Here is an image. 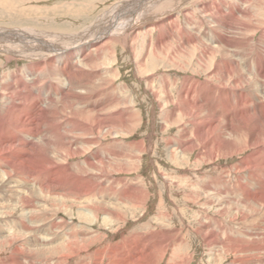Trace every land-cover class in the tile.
<instances>
[{
	"label": "bare ground",
	"instance_id": "6f19581e",
	"mask_svg": "<svg viewBox=\"0 0 264 264\" xmlns=\"http://www.w3.org/2000/svg\"><path fill=\"white\" fill-rule=\"evenodd\" d=\"M83 1L81 3H83ZM185 1L187 0L120 1L116 5L112 6L110 9L108 7L109 10L99 16L100 19L96 20L94 18L95 21L94 23H92L91 26L66 33H62L56 30H55L56 32H53L51 31V29L48 30L47 28H46L47 30H42L43 28L39 30L36 29V27H34L35 29L27 28V27L26 29L25 27L23 29L0 27V54L4 57L5 60L7 61L19 60L21 58L25 60H32V59L38 61L41 60L39 61V65L38 63L32 64L33 73H31L30 64L23 66L20 70H17L18 74L15 75L17 78L16 80H19V82L21 79L26 81L27 88H38L39 86H42L43 90L46 91V93H47V89L48 90L53 89V92L50 95L45 96V99H49V102L45 104V106L43 107L42 105V103L44 102L43 99L42 100L40 99L42 101L40 103L39 100L36 99L35 96H33L34 94L33 95L30 94V92L29 94H26L24 93L23 89L16 88V86H14L13 81L11 80L12 75L15 73L14 71H11L9 73H3L2 77L0 78V119L4 118L5 120L7 118H10L11 120L9 123L6 124H5L6 120L4 122L0 121L1 122L0 133L2 134L3 132L11 133V134L22 133L26 135L23 139L21 138L22 141H20L19 145L15 144L16 145L15 147L14 146L12 147V145H14L16 141V139H14L13 137L6 136V138L1 140V142L3 143H0V154H2V156L0 155V163L1 162L10 163L12 159H14L15 161H19L21 163V161L23 160L26 161L25 159L28 158L26 157L24 159L23 157L25 156L26 152L31 148L30 147L31 141H28V139L30 140L31 137H33L32 135L33 125L32 122L29 121L30 116L28 118V116L24 114L25 110H29L32 113L35 112L37 114L39 113L44 115L48 119L45 126L46 131L47 132L49 131L50 133H56L55 135L56 137L54 138L53 141L46 140L48 146L51 145L53 146V149L55 148L54 149L55 153L52 155L50 150H47L45 151V153H43V155L40 156L37 155L38 157L37 159H35L34 166L40 167L38 171L27 170V167L26 169L14 168L12 172L14 173V175H11L12 173L10 172V170L7 171L6 169L1 167L3 166V164H0L1 183L3 179L4 180L8 179L10 175L16 177L15 180L12 179L14 181V183L12 182L13 185H10L9 182H7L6 187L9 189V191H11L14 194L13 196H15L14 197L15 199L17 197L19 198V200L16 199L19 201L18 205L21 208L20 212H22V216H21L22 221L19 223L21 224V227L23 229L25 228L29 230L30 227H33V229L36 228L37 230L36 226L39 227V225L41 224L39 223V221L41 219L40 220L35 219L36 213L39 210H41V212L48 211L49 209L47 210L48 208L47 201L49 200L57 201V202L59 201L60 203H62V205L64 204L65 199L67 198L68 201L74 202L75 199H77L79 200V202L83 203V206H80V204L75 205L77 206V208L75 209L77 211L76 216L82 220L81 224L76 225L75 222L74 223L71 222V226L68 227L69 231L63 232L66 231L65 227L68 225V223L67 222L65 223V220L60 218L58 220L59 222H53L51 223V226H48L50 227V229H56V228L64 229L62 232L63 234L65 233V237L67 236V238L63 239L59 237L56 232V230L58 229H56L52 234V231L49 232V229L47 230L46 228L45 231L47 233L45 234V236H47V239L49 241L42 240L41 241L42 243L38 245V240L32 238L35 240L36 248L34 250H36L35 252L36 254L41 253L38 251L50 252L51 250H55L58 247L61 248V246H64L66 248L65 250L66 252L69 250L68 252L71 251L72 254L77 253L76 256H78L80 254V251L84 249L86 250L88 244H91L92 240L95 241V239L98 237L97 234L99 233H97L96 231L92 232L90 230L91 228L89 224L95 222L97 219L100 218L105 223L104 225L108 223H112L117 219L118 220L122 219L121 218L122 214L118 211L117 212L113 211L112 208L115 209L114 207L115 206L118 207L120 204H123L124 206L127 201H129V205H132V208L133 206L138 207L139 203L140 205H142V201L144 200L143 198L141 201V196L139 198L128 199L126 193L124 194V192H122L121 190L117 195H115L116 194L115 192L117 191H115L114 188L118 187L119 182L116 181V178L113 179L112 177L113 176L112 174L118 171L119 169V168L117 169V167L115 166V161L119 162L123 160V162L125 163L129 161L135 163V161H138L140 155L138 153L135 154L136 152H134L135 155L132 156L127 155L125 157H122L121 156L122 153L121 154L119 152L115 153L111 149L112 148L111 145L113 143L116 144L117 142L116 139H112V141L110 140L111 142H106L102 144V141H100L99 138L105 136H110V138H115L117 136L116 133L119 132V129H121L122 132L123 131L126 132L130 128V122L133 120L134 108H133L132 97L131 96L129 97L127 95L125 85L120 86L117 91L116 86L112 82L117 80L118 72L117 70L115 71L114 68H112V61L107 62V59H110L111 57V53H114L113 51L114 49H112V46L117 43L121 45V49L123 48L124 50L130 53L131 60H133V62L135 63V67L138 68L140 71H145V60L147 56H150L149 51H151V53L153 54L152 58H154L155 60L156 58L160 57L159 55H162V56H166L171 60H174V58L179 56L182 57L188 56L189 58L198 60L203 64L208 62L207 64L208 66L206 68L208 74L202 77V79L199 78L198 77L199 74L195 72H189L192 74H197L194 75L195 76L194 78L193 75L190 76L185 75L181 79L180 82L181 84L178 86L176 98L171 95L169 86H167L162 81H160L162 83L160 84L159 88L152 92L153 94L152 96H154V98H157L156 99L158 101L157 104H159L160 107V112L158 116H160L159 117L160 119L162 118L163 122L165 121V124L166 123L174 124L185 119L184 121H186V123L190 122L191 125L194 126L195 128H196L195 125H197V128L194 130H191V127L187 126L188 127L187 128L186 126L180 125L182 126L180 130L182 132L180 134V139L176 142V146L173 147L171 146L172 144L168 146L167 157L169 159L177 160V159H181L184 154L189 155V153L194 152L193 154L195 155L196 160L212 161L219 157L236 155L241 152H245L247 149L250 150L249 152H247L246 155H243L239 160H237V163L233 166V168L236 169L237 171L241 169H244L245 171L241 175L237 174L238 181L235 182H237L238 185L237 188L239 190L238 192L235 193L241 195V197L243 196L242 198H246V200L242 199V201H247V199L249 198L251 199L248 200L249 202L243 203V205L241 203V207L242 208L245 207L246 212H251L252 209H254V211L251 213L255 215L254 220H248L247 222L246 220L248 219V216L245 215L244 223H249V225H246L242 222L245 229L249 228L250 233L244 232L242 233V236L240 235V237L239 236L235 237L238 240H241V242L244 241L246 244H240V243L237 244L235 241V245H230L229 242L232 240V238L230 237H227L226 239L223 238L224 240L218 241L217 239H215L216 237H214L215 234L210 230L211 226H209L208 225L209 223L208 222L206 223V221L201 222L202 229L199 228L198 230L200 234H202L203 237L202 236L201 237L205 240L204 242L207 243L208 251H209L208 255H215V252L218 251V249H220L218 251V253L220 254L223 252L226 253L229 250L236 253L237 252L245 253L246 251H252V250L254 251L259 247L255 242L259 240L262 241L264 240V209H263L264 208V122L262 123L260 120L261 117L257 115L256 117H251L252 120H250V122L246 121L244 119L247 113L243 112V115L245 117L243 116L242 119L238 118V120H235L234 124H230L228 123L227 120V116H228L227 114H229L226 112L227 106L226 107L222 106V101L226 99L228 94H236L238 95V97H241L244 94L243 92H248L249 95L252 96V98L254 97V99L258 100V102L260 101L264 102V49H263L264 48V18H263L264 0H255L254 3H250L251 0H234L231 3H229L230 7H227L225 5H220V2L218 3L219 5L216 4L217 0L216 2L215 0H210L207 1L206 3L202 2L205 4V8H206L205 14H201L200 16H198L197 19L195 18L190 19L188 17V13H184L183 14L184 22H180L178 18H175L176 15L173 16L172 18L173 14H171V12L177 11L179 8L181 10L182 7L181 5H183ZM198 1L199 0H188V2L191 3H195ZM239 1H241V3H239ZM247 1H248V5H247L248 8L246 9V6L244 4ZM15 8L17 9L18 13H22L24 11L28 12L32 10V9L30 10L25 9L20 6H17ZM114 8H116L115 10L120 13L117 12L118 14L116 13L113 16H110L108 13H111ZM50 10L52 9L50 8ZM180 10L179 12H177V14H181ZM192 10H194V8H192ZM229 11L231 14L229 13ZM227 12L229 13V16L231 15L230 18H227L225 16ZM113 13L114 12H112V14ZM234 16H235L234 18L235 20L232 19ZM206 17L208 19H206ZM230 19L234 20L233 24L229 22ZM152 31L155 32L153 34V37L151 35ZM258 31L261 32V35L259 38H257L258 41H256L254 40V35ZM209 32L213 33L215 37L218 40H220L221 43L220 44L216 43V38L214 36H211ZM140 34H142V36H140ZM177 35L180 36V39H177L176 37ZM185 35L187 36L186 39L184 38ZM144 36L147 37L146 40L144 39ZM140 37L142 38L141 41L139 40ZM204 38L207 39L208 41H205ZM168 40L174 41L177 45L168 44L167 43ZM184 42L190 44L191 46H183L182 43ZM103 50H105V52ZM40 64H42L41 71L35 74L34 71L37 70L35 69V67L39 68ZM245 67L248 68L246 69ZM243 68L244 70H246L245 72L244 70H242ZM181 69H183V67ZM39 74H41V77H38ZM121 84L124 83H120V85ZM205 88L209 89L213 93V95L216 96L217 99L218 98L220 99L219 100L221 102L220 113H222L221 115L223 116V118H226L224 119V121L220 119H216L213 116H210L209 115L210 113L207 114L200 107L193 108L186 105V102H188L189 99H192L191 97H194V94H196L197 92L199 93V97H203L204 99ZM259 94H261V96H259ZM212 101L214 100L212 99ZM262 104L263 105L260 106V109L257 108L260 114H261L260 110L264 112V103ZM10 105L15 106L14 107L15 109L12 108ZM240 108L241 111L249 110V107H247L244 103L240 106ZM235 109L236 108H234V110ZM240 110L238 111V113L240 112ZM236 112L237 111H235V113ZM250 112L251 110L249 111V114ZM53 123H55L56 126H53L52 125ZM64 124H69V129H64L65 128L63 127ZM189 133H192L191 138L188 137ZM169 138L171 137L169 136ZM5 143H7L8 145H6ZM100 147H103L101 148L103 151L101 155H99ZM144 149L146 148L144 147ZM107 152L109 155H111V157H108L107 159H102V158L99 159L100 156L105 157ZM85 153L87 154L84 156L83 159L73 162V166L71 165L72 167H70L69 170L73 169L74 171L67 173L66 171L69 168V165H67L68 161L74 159L75 157H82L83 154ZM130 162L128 164H130ZM13 163L12 165H14ZM43 168L44 170L47 168L48 171L46 172V175L42 176L41 172L39 171ZM30 172H34L33 176H30ZM52 173L59 175L62 178H59L58 179L59 181L52 183V180L51 181L48 180L49 176L54 175V174L52 175ZM102 173L106 175L107 174L110 175H107V177H103ZM223 174H224L223 176H227V171H225ZM255 174L258 175L259 177L255 176ZM30 177L32 181L30 180ZM243 177L245 178L244 179L245 181L243 180L244 183L240 182V180L242 181ZM103 178H106L105 184L108 185L109 188H107L104 183H103L104 188L101 187ZM46 181L48 183H46ZM170 181H172V179H170ZM224 181L225 180L221 176L220 184L218 182L217 183L206 182L205 184L203 183L201 187L202 189L200 191L196 190L198 193H196L194 198L197 200L200 196L203 197V199L205 198L204 199L205 202L201 204L206 208V210L209 209H214V211L216 210L218 211L222 209L224 210V208H226L227 206L223 207L222 204L228 203V200L231 197V196L229 197V195H232L233 192L230 190L231 186L230 188L229 185L224 186L225 185ZM248 183L249 184L251 183V186L252 185L256 186L257 188L255 189L257 191L261 190L259 191L261 195H256L255 197H253V190L250 191V189L248 188ZM132 184L134 185V182H132ZM1 187L3 186H0V188ZM137 187L139 186L136 185L135 183L134 188ZM169 193L170 192H168V194ZM4 196H6V194H4ZM4 196L0 195V197H4ZM111 196H113L114 198H111ZM124 196L127 197L128 200ZM132 196H134V194ZM108 198L111 201L105 203L106 199ZM5 201L6 200L4 199L3 202ZM17 203H15V206H17ZM256 204L260 207V209H257L258 207L256 209L253 207L254 205L256 206ZM61 206L58 205V208H60ZM109 206L111 207V209L109 208ZM5 207L7 208V206ZM234 207L239 208L240 206L238 205ZM62 209L64 210L65 207ZM231 209L234 208H230V210ZM65 212H67L66 209ZM100 213L102 214V216L98 218ZM250 217L251 216H249V218ZM163 220L165 219H162V221ZM166 221H168L167 218ZM28 222L30 223L27 224ZM42 223H46V221ZM75 228L79 229V233L77 231L78 235L76 234V232L74 233ZM72 230H73L72 232L73 234H69L71 233ZM220 231L225 232L224 230L221 229ZM23 234L25 236L27 235L28 237L30 236L29 233L27 234L26 232H24ZM126 235H128V233ZM2 237L3 236L1 235V238ZM1 238L0 241H2L3 239ZM22 238H20V240ZM171 238L173 240L174 236L169 238L161 237V240L147 245H143V247H140L138 245L136 246L137 250H134L136 251L134 252V254L132 252L129 254L126 253L124 256H122L123 255L122 254L121 256L119 255L120 256L119 259L118 258L115 259L114 251H109L111 258L109 259L107 264H111L113 261H115V263L112 264H157L160 259V256L166 253L165 252L166 249H168L169 246L172 245V240H170ZM250 240L251 243H249ZM175 243L176 242L174 241L173 244ZM131 244L128 246H131ZM213 244L218 245V247L215 249L214 252H213L214 250ZM261 244H259L260 247ZM101 245H103V242ZM125 245L126 244H124V246ZM122 246H120V248ZM113 247H117V245ZM27 249L29 248L27 247ZM99 249L97 250L96 247V250L101 253L102 251H100ZM29 252H31V250H29L28 253ZM66 252L62 254V257L63 256L70 257L75 255ZM128 252H130V250ZM43 256L45 258L46 256L45 253ZM53 257L52 259H54ZM180 257H181L180 255L174 254L172 258L173 261L171 262H174L175 260L178 261ZM35 258L38 260L37 257ZM55 260L59 261L58 259ZM189 260L190 259H188L186 263L184 262L183 263L189 264L190 262ZM255 260L257 261V259ZM253 263L255 262L253 261ZM168 264H174V263H168Z\"/></svg>",
	"mask_w": 264,
	"mask_h": 264
},
{
	"label": "rangeland",
	"instance_id": "374dc122",
	"mask_svg": "<svg viewBox=\"0 0 264 264\" xmlns=\"http://www.w3.org/2000/svg\"><path fill=\"white\" fill-rule=\"evenodd\" d=\"M0 1H1L0 2V27L20 28V29H23L24 27H25V29H26V27L27 28L36 27V29H39V30H41L43 28L42 30L51 29V31H53V32L59 31L62 33H66V32H70V31H74V30H80V29L91 26L92 23H94L95 19L96 20L100 19L99 16L101 14H103L104 12H107L112 6L116 5L120 1H126V0H84V1L82 0L83 3H81L82 1H79V0H17V3H16V0H0ZM10 1H12V2H10ZM88 1H89V3H88ZM207 1H210V0H199L198 2H195V3L188 2V0H187L183 3V5H181L182 6L181 10L179 8L177 11L171 12V14H173L172 18H173V16L176 15L175 18H178V20H180V22H184L183 14L188 13V17L190 19H194V18L197 19L198 16H200L201 14H205L206 8H205V4L202 2L206 3ZM232 1H234V0H222V1L217 0V2L215 0L216 4H218L220 2V5H225L227 7H230L229 3H231ZM254 1L255 0H251L250 3H254ZM239 3H241V1H239ZM200 4H201V6H200ZM263 4H264V2H263ZM244 5L246 6V9H247L248 8V6H247L248 1ZM17 6H20L22 8L29 9V10L32 9V10H30V11L27 10L28 12L24 11L22 13H18L17 9L15 8ZM108 7H109V9H108ZM50 8L52 10H50ZM192 8H194V10H192ZM14 9H16V10H14ZM115 9L116 8H114L112 10V12H114L113 14H112V12L108 13V14L110 16H113L114 14H116L118 11H116ZM179 10L181 11L180 12L181 14H177V12H179ZM118 13H120V12H118ZM229 13H230V11H229ZM229 13L227 12V14L225 15L227 18L231 17V15L229 16ZM234 18H235V16L232 19H234ZM263 18H264V16H263ZM206 19H208V18L206 17ZM234 20L230 19L229 22L233 24ZM154 33L155 32L152 31V34H151L152 37H153ZM209 34L211 36L215 37V35L213 33L209 32ZM186 35L184 37L185 39L187 37ZM260 35H261V32L258 31L254 35V40L258 41L257 38H259ZM140 36H142V34H140ZM176 37H177V39H180V36L177 35ZM146 38L147 37L144 36L145 40H146ZM141 39L142 38L140 37L139 40L141 41ZM198 40H201V39H198ZM205 41H208V40L205 39ZM167 43L177 45L174 41L168 40ZM216 43L220 44L221 42H220V40H218L216 38ZM182 45L183 46H191L190 44H187L186 42L182 43ZM112 49H114L113 50L114 53H111V57H110V59H107V62L112 61V68H114V70L115 71L117 70V72H118L117 80H115L116 82L114 81L112 83L116 86L117 91H118L120 86L125 85L127 95L129 97L130 96L132 97L133 108H134L133 120L130 122V128L128 129L129 131L127 130L126 132L125 131L122 132V130L119 129V132H118L119 134L116 133L117 136L115 138H110V136L99 137V138H100V141H102V144L106 143V142H111L112 139H116L117 142H116V144L113 143L111 145V147H112L111 149L115 153H118V152L120 154L122 153L121 154L122 157H125L127 155L132 156V155H135L137 153L140 155L138 161H135V163L129 161L130 164H128L129 162L125 163V162H123V160H121L119 162L115 161V166L117 167V169L118 168L119 169H118V171H116L115 173L112 174L113 175L112 177H113V179L116 178V181L119 182L118 187L114 188V190L117 191V192L114 191L116 193L115 195H117L121 190L122 192H124V194L126 193V196L128 197V199L129 198H132V199L139 198L141 196V201L144 198V200L142 201L143 206L140 205V203H139L138 207L133 206V208H134L133 209L132 205H129V201H127L128 200L127 197L124 196L127 199V200H124V201H127L125 203V205L123 206V204H120L118 207L115 206L114 207L115 209L112 208L113 211H116V212L118 211L122 214V216H123V217L121 216L122 219H119V220L117 219V220L113 221L112 223H108V224L104 225L105 223L100 218L102 216V214L100 213L99 217H98L100 219H97L95 222L89 224L90 228H91L90 230L92 232L96 231L97 233H99V234H97L98 237L95 239V241L92 240L91 244H88L86 250L84 249V250L80 251V254L78 256H76L77 253L72 254V252L71 251L68 252L69 251L68 250L67 252L69 254H72V255L75 254V255L70 256V257H66V256L62 257V254H64L66 252L65 251L66 248L64 246H61V248L58 247L55 250H51L50 252L38 251V252H41V253H39L40 256H39V254H36L35 253L36 250H34L36 248L35 247V240L32 238H35L38 240V245L42 243L41 242L42 240L49 241L47 239V236H45V234L47 233L45 231V228L47 230L49 229V232L52 231V234H53L54 231L58 228L50 229V227H48V226H51V223H53V222H59L58 220L60 218L64 219L65 223L67 222L68 225L65 227L66 231H63L64 229H62V228H59L58 230H56L57 235L63 239L67 238V236L65 237V233L63 234V232L69 231L68 227L71 226V222H73V223L75 222L76 225L81 224L82 220L76 216L77 211L75 209L77 208V206H75V205L80 204V206H83V203L79 202V200H77V199H75V201H74L75 203H74L73 201H68V198H67V199H65V202L62 205V203H60L59 201H58L59 202L58 203L57 201L49 200V201H47V205H48L47 210L49 209L48 210L49 212L48 211H42L41 212V210H39V211H37L36 217H35L36 220H40V219L42 220V221L40 220L39 223L42 224V225L40 224L42 227L45 225L43 228L40 225H39V227L36 226L37 230L35 227H34L35 229H33V227H30L29 230L25 229V228L23 229L21 227V224L19 222L22 221V218H21L22 212H20L21 208L18 205L19 204V201H18L19 198L18 197L16 198L18 200H16L14 198L15 197V196H13L14 194L11 191H9V189L6 187V184H7V182H9L10 185H13L14 181L12 179H14V180L16 179V177L11 176V175H14V173H12L14 168H23V169L25 168L26 169V167H27V170L38 171V169L40 167L34 166L35 159H37V157H38L37 155H39V156L43 155V153H45V151H47V150H50L51 154L53 155L55 153L54 152L55 148L53 149V146H51V145L48 146L46 143L47 142L46 140L53 141L54 138L56 137L55 136L56 133H50L49 131H48L49 132L48 133L46 131L45 126H46L48 119L44 115L39 114V113L37 114L35 112L32 113L29 110H25L24 114L26 116H28V118L30 116L29 121L32 122V125H33L32 126L33 137H31L30 140L28 139V141H31V144H30L31 148L26 152L25 156L23 157L24 159L26 157H28V158L25 159L26 161L23 160L24 162L21 161V163L19 161H15L14 159H12V161L10 163H8V162H6V163L1 162L0 163V164H3V166H1L2 168L6 169L7 171L10 170V172L12 173L8 179H5V180L3 179L2 183L0 180V186H3L0 188V192H1L0 195L4 196V194H6V196L0 197V199H2V200H0V212L2 213V214L0 213V238H1V235L3 236L2 237L3 239L1 238L2 241H0V264H40V263L41 264H47L48 262H49L48 264H55V262H56V264H62L63 262H65L63 264H66V263L67 264H76V263L77 264H87V263L88 264H94L95 262H96L95 264H102V263L107 264L109 259L111 258L109 251H114L115 259L116 258L119 259L122 254H123L122 256H124L126 253L129 254L131 252L134 254V252H136L134 250H137L136 246H138V245L140 247H143V245H147V244L154 243L156 241L161 240V237L162 238H165V237L169 238L172 236H174L173 240H172V238L170 239V240H172V245L169 246L168 249H166V251H165L166 253H164L160 256V259H159L160 262L158 261L157 264H165V263L166 264H168V263L181 264L183 262L186 263V261L188 259H190L189 264H220V263L221 264H230L231 262H232L231 264H252L253 261L255 262L253 264H264V261H263L264 260V244H263L264 240L263 241L259 240V241L255 242L257 244V246H259L258 247L259 249L257 248L254 251L252 250L253 252L252 251H246L245 253H242V252L236 253V252H232L229 250L226 253L223 252L220 254V253H218V251L220 249H218V251L215 252V255H208L209 251H208L207 243L204 242L205 240L202 238L203 236H202V234H200V232L198 230L199 228L202 229L201 222L206 221V223L208 222L209 223L208 225L212 227L213 230L211 229V227H210V230L215 234L214 237H216L215 239H217L218 241H222V240H224L223 238L226 239L227 237H230L233 240V241L231 240L229 242L230 245H235V241L237 244H239V243L240 244H246L243 240H242L243 242H241V240H238L235 237H237V236L240 237V235L242 236V233H244V232L250 233L249 228L245 229V227L243 225L245 215L248 216V219L246 220V222L248 220H254L255 215H253L251 213L254 211V209H252L251 212H246V208L241 207V203L243 205V203L249 202L248 200H251V199L249 198V199H247V201H242V199L246 200V198H242L243 196L241 197V195L235 193V192H238V190H239L237 188L238 187L237 182H235V181H238L237 174L241 175L245 171H244V169L237 171L236 169L233 168V166L237 163V160H239L243 155H246L247 152H249L250 150L247 149L245 152H241V153L236 154V155H230L227 157H219V158H216L215 160H212V161H210V160H196V157L193 154L194 152L189 153V155L184 154L181 159H177V160L169 159L167 157L168 146L171 144H172L171 146H173V147L176 146V142L180 139V134L182 133L180 131L182 126H180V125H183L186 127L187 126L191 127V130L196 129L197 125H195L196 126V128H195L194 126L191 125L190 122L186 123V121H184L185 119L182 121H179L178 123H174V124L173 123H166L165 124V121L163 122L162 118L160 119L159 118L160 116H158L159 112H160V107H159V104H157V102H158L156 100L157 98H154V96H152L153 95L152 92L154 90L158 89L160 84L162 82H164L167 86H169V90H170L171 95L176 98V93L178 91V86L181 84L180 83L181 79L185 75L186 76L193 75V78H194L195 77L194 75H197V74H199L198 77L202 79V77H204L208 74L207 69H206L208 66L207 65L208 62L203 64V63L199 62L198 60H195L193 58H189L188 56L187 57L186 56H183V57L179 56V57L174 58V60H171V59L167 58L166 56H162V55H159L160 56V57H158L159 59L156 58V60H155L154 58H152L153 54L151 53V51H149L151 57L147 56L146 60H148V61L145 60V71H140L138 68L135 67V63L133 62V60H131L130 53L127 52L126 50H124L123 48L121 49V45H119L118 43L114 44L112 46ZM103 51L105 52V50H103ZM217 58H218V56H217ZM39 61H41V60H39ZM39 61L34 60V59L25 60L23 58H21L19 60L7 61L0 54V62H1L0 63V78L2 77L3 73H9L11 71H14L15 73L12 75V79H11L13 81L14 86H16V88L23 89L24 93H26V94H29V92L32 95L34 94L33 96H35V98L38 99L40 103L42 102L41 100L43 99L44 102L42 103V105L44 107L45 104H47L49 102V99H45V96L50 95L53 92V89H51V90L47 89V93H46V91L43 90L42 86H39L38 88H27L26 81L21 79L19 82V80H16L17 78L15 76L16 74H18L17 70H20L23 66H26L29 64H30V68H31V73H33L32 64L38 63V65H39ZM18 66H20V67H18ZM41 66H42V64H40L39 68L35 67V69H37L34 71L35 74L38 73L39 71H41ZM182 67H183V69H181ZM245 68L247 69L248 67H245ZM242 70H244V68ZM245 71L246 70H244V72ZM189 72H195L197 74H192ZM38 77H41V74H39ZM164 80L165 81L167 80V81L165 82ZM160 81H162V82H160ZM120 83H124V84L120 85ZM204 93H205L204 99H203V97H199V93L197 92L196 94H194V97H191L192 99H189V101L186 102V105L193 107V108H199L200 107L207 114L210 113L209 114L210 116H213L216 119H220V120L224 121V119H226V118H223V116L221 115L222 113H220V111H221V107H220L221 102L219 101L220 99L219 98L217 99L216 96L213 95V93L207 88L204 89ZM243 93L244 94L241 97H238V95H236V94H228L227 95L228 98L226 97V99L224 100L226 102L222 101V106H224V107L227 106L226 112L229 113V114H227L228 115L227 116L228 123L234 124L235 120H238V118L242 119V117L244 116L243 112L247 113L246 117L244 116L245 117L244 120L250 122V120H252L251 117H256V115H257V116L261 117L260 120L263 123L264 122V115H262V114H264V112L262 110H260L261 111V114H260L259 111L257 110V108L260 109V106L263 105L262 103H264V102L263 101L258 102V100L254 99V97L252 98V96H250L248 92H243ZM259 96H261V94H259ZM54 97H56V96H54ZM54 97H52V98H54ZM212 99L214 101H212ZM205 100L207 101L208 104L206 103ZM234 102H235V104H234ZM253 102H255V103H253ZM257 102L260 104H258ZM241 103L242 104L244 103L247 107H249V110H247V111L242 110L241 111L240 110L241 109L240 106L242 105ZM10 106L12 108L15 107L12 105H10ZM236 106H239V107H236ZM157 107H158V109H157ZM229 107H230V109H229ZM234 108H236V109L234 110ZM239 110H240V112L238 113ZM250 110H251V112L249 114ZM235 111H237V112L235 113ZM253 114H255V115H253ZM258 114H260V115H258ZM234 115H237V116H234ZM208 118H210V117H208ZM7 119H5L6 120L5 121L4 118L3 119L1 118L0 121L1 122L5 121V124H6V123H9L11 121L10 118H7ZM35 119L36 120L38 119V120L36 121ZM216 119H215V121H216ZM133 121H136V122H133ZM183 123H185V124H183ZM52 125L56 126L55 123H53ZM173 126H174V128H173ZM63 127H65L64 129H69V124H64ZM164 127L166 128V130ZM13 133H14V131H13ZM21 134L22 133H14V134L6 133V132H3V134L0 133V143H3V142H1V140L6 138V136L7 137H13L14 139H16V141H15L14 145H12V147L13 146L15 147L16 146L15 144L19 145L20 141H22V139L26 136V135L22 134V136H23L22 137ZM169 136L172 139L169 138ZM188 137L191 138L192 133H189ZM173 138H174V140H173ZM5 144L8 145L7 143H5ZM144 147L146 149H144ZM101 148H103V147H100L99 155H101L103 152ZM122 148H124V149H122ZM143 150H144V152H143ZM134 152H136V153L134 154ZM86 154L87 153L83 154L82 157H75L74 159L69 160L68 164H67V165H69V168L67 169L66 172L69 173V172L74 171L73 169L69 170L70 167L73 166V162H76L78 160L83 159ZM0 155L2 156V154H0ZM108 157H111V155H109L107 152L105 157L100 156L99 159L100 158L107 159ZM27 159H30V160H27ZM202 162H203V164H202ZM12 163L14 165H12ZM32 164H33V166H32ZM218 164H219V166H218ZM225 164L226 165L228 164V165L226 166ZM133 167H136V168H133ZM43 170H44V168L39 171V172H41L42 176L46 175V172L48 171V169L46 168L44 171ZM127 170H128V172H127ZM134 170H135V172H134ZM225 171H227V176H223L224 175L223 173ZM124 172H126V173H124ZM33 173L34 172H30V176H33ZM53 174L54 173H52V175ZM102 175H103V177H107V175H110V174L106 175V174L102 173ZM221 176L225 180L224 186L229 185V188L231 186L230 190L233 191L232 195H229V197L231 196L230 197L231 199L229 198L228 203L222 204L223 207L227 206L226 208H224V210L223 209L218 210V211L217 210L214 211V209L206 210V208L202 205L205 202L204 201L205 198L203 199V197H201V196L198 198V200L194 198L196 193H198L196 190L200 191L202 189L201 187H202L203 183L205 184L206 182H214V183L218 182L220 184ZM255 176L259 177L256 174H255ZM136 177H137V179H136ZM59 178H62V177L54 174L53 176H49L48 180L49 181L52 180V183H55V182L59 181L58 180ZM105 179L106 178L102 179V186H101L102 188H104L103 183L104 184L106 183ZM170 179H172V181H170ZM244 179L245 178L243 177L242 181L240 180V182H243ZM30 180L32 181L31 177H30ZM44 180H45V178H44ZM230 180L233 183H231ZM5 181H6V183H5ZM47 181H46V183H48ZM131 181L134 182V185L136 183V185H138L139 187L134 188V185L132 184ZM178 181H179V183H178ZM44 183H45V181H44ZM246 183H247V181H246ZM148 184H149V186H148ZM233 184H235V185H233ZM130 186H131V188H130ZM106 187L109 188L108 185H106ZM235 188H237V189H235ZM248 188L250 189V191L253 190V197H255L256 195H261V193L259 192L261 190L257 191L255 189L257 187L254 185L251 186V183L250 184L248 183ZM4 190H5V192H4ZM6 190H7V192H6ZM108 192H109V189H108ZM168 192H170L169 193L170 195L168 194ZM139 193H141V194H139ZM133 194H134V196H132ZM149 196H150V198H149ZM232 196H234V197H232ZM124 197H121V198H124ZM8 198H10V199H8ZM111 198H114V197L111 196ZM4 199L6 200L5 202L7 204L5 202H3ZM238 199H240V200H238ZM10 200H12V201H10ZM109 201H111V200H109V198H108V199H106L105 203H108ZM13 202H14V204H13ZM1 203H3V204H1ZM15 203H17V206H15ZM71 204H73L74 206ZM234 204H236V205H234ZM58 205L59 206L62 205V206L60 208H58ZM238 205L240 206L239 208L234 207V206H238ZM5 206H7L8 209ZM64 207H65L67 212H65V209L64 210L62 209ZM253 207L255 209L258 207L257 209H260V207L257 204H256V206L254 205ZM109 208L111 209L110 206H109ZM230 208H234V209L230 210ZM122 209H124V210H122ZM237 209H239V210H237ZM125 210H127V211H125ZM235 211H237V212H235ZM3 212H5V213H3ZM68 212L72 213V214H69ZM8 213H10V214H8ZM1 215H2V217H1ZM9 216H10V218H9ZM68 216H70V217H68ZM207 216H209V217H207ZM249 216H251V217L249 218ZM49 217H51V218H49ZM204 217H206V218H204ZM126 218H127V220H126ZM166 218L168 219V221H166ZM162 219H165V220L162 221ZM45 221H46V223H42ZM68 221H70V222H68ZM29 223L30 222H28L27 224H29ZM6 224H7V226H6ZM122 224H123V226H122ZM217 224H218V226H217ZM244 224L249 225V223H244ZM213 225H214V227H213ZM143 227H144V229H143ZM8 228H9V230H8ZM42 229H44V230H42ZM220 229L224 230L225 232L220 231ZM236 229H238V230H236ZM17 230H19V231H17ZM22 231L26 232L27 234L29 233L30 236L29 237L27 235L25 236L23 234L24 232H22ZM77 231L79 233V229L75 228L74 233L76 232V234H77ZM72 232H73V230L69 234H73ZM124 233H126V234L128 233V235H126ZM5 234H7L8 236ZM137 235H139V236H137ZM222 235H224V236H222ZM123 236L125 239L123 238ZM100 237H102V238H100ZM139 237H141V238H139ZM10 238H11V240H10ZM20 238H22V239L20 240ZM126 238H128L129 241ZM132 238L134 239V241ZM244 238H246V237H244ZM99 239H101V240H99ZM97 240H98V242H97ZM124 240H125V243H124ZM120 241H122V242H120ZM174 241L176 242L175 244H173ZM102 242H103V245H101ZM142 242H144V243H142ZM249 243H251V240ZM122 244H123V246H122ZM124 244H126V245L124 246ZM130 244H131V246H128ZM259 244H261V247ZM116 245H117V247H113ZM15 246H16V248H15ZM120 246H122V247L120 248ZM213 246H214V250H213V252H214L215 249L218 247V245L213 244ZM262 246H263V248H262ZM27 247L29 249H27ZM96 247H97V250L99 248H101L99 250L102 251L101 252L102 255L99 251L96 250ZM29 250H31V252L28 253ZM129 250H130V252H128ZM124 251H126V252H124ZM44 253L46 255L45 258L43 256ZM55 254H57V255H55ZM85 254H88V255H85ZM174 254L180 255L181 257L178 261L175 260L174 262H171V261H173L172 258L174 256ZM251 254H252V256H251ZM256 255H257V257H256ZM56 256H57V258H56ZM242 256H244V257H242ZM35 257H37L38 260ZM52 257L54 259H52ZM71 257H72V259H71ZM183 257H184V259H183ZM42 258H43V260H42ZM80 258H82V259H80ZM101 258H103V259H101ZM55 259H58L59 261H57ZM167 259L168 260L170 259V260L168 261ZM255 259H257V261ZM247 260H250V261H247ZM112 263H115V261H113Z\"/></svg>",
	"mask_w": 264,
	"mask_h": 264
}]
</instances>
